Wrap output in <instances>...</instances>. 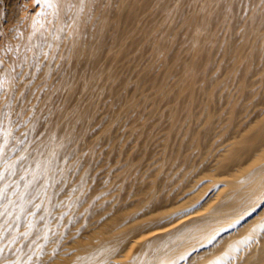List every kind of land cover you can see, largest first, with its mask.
I'll return each mask as SVG.
<instances>
[{"label":"bare ground","instance_id":"bare-ground-1","mask_svg":"<svg viewBox=\"0 0 264 264\" xmlns=\"http://www.w3.org/2000/svg\"><path fill=\"white\" fill-rule=\"evenodd\" d=\"M39 9L9 46L52 63L0 264H264V0Z\"/></svg>","mask_w":264,"mask_h":264},{"label":"rangeland","instance_id":"rangeland-1","mask_svg":"<svg viewBox=\"0 0 264 264\" xmlns=\"http://www.w3.org/2000/svg\"><path fill=\"white\" fill-rule=\"evenodd\" d=\"M23 2V0H0V61H2L0 81L3 82L4 76L10 73L12 75L11 84H13L12 90H9L3 83V92H0V130L9 132L6 139L4 136H0V146H2L0 174L3 176V179H0V190L4 193V198L0 200V213H3L0 215V227L8 223L11 227L14 226L15 216L8 212V210L14 209L13 203L17 197L12 194L14 189L12 183L19 174L21 166L24 165L26 156L30 153L31 142L42 134L40 121L28 122V107L35 98L38 89L45 87L51 73L49 70L45 73V69H43L46 61L48 63L50 61L47 58L40 61L41 68L37 71L36 66L40 57L36 58L37 52L30 49L29 46H27L28 51L26 50L28 53H23L21 49L9 50L11 44L21 42V25L25 15L30 19L41 17L39 6L35 5L33 0ZM17 88H19L18 92ZM54 95L50 102L55 101ZM113 154L115 156V152ZM12 161L16 163L14 167L7 168V165ZM104 167H100L97 171L100 173V177L104 174V170L116 168L117 165L111 161ZM61 226L67 228L68 223L64 222ZM62 239L60 242L63 241Z\"/></svg>","mask_w":264,"mask_h":264},{"label":"snow or ice","instance_id":"snow-or-ice-1","mask_svg":"<svg viewBox=\"0 0 264 264\" xmlns=\"http://www.w3.org/2000/svg\"><path fill=\"white\" fill-rule=\"evenodd\" d=\"M58 0H33V3L37 6H43L44 8H53L55 7ZM2 64V61H0ZM0 92H3V82L0 81ZM9 135V132L0 130V136H4L5 139ZM0 157H2V146H0ZM0 179H3L2 174H0ZM4 198V193L0 190V200ZM3 213H0L2 215Z\"/></svg>","mask_w":264,"mask_h":264}]
</instances>
